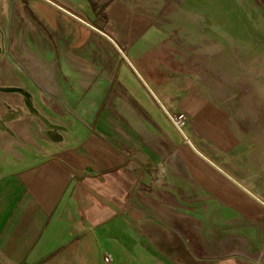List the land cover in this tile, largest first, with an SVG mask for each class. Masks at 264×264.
Masks as SVG:
<instances>
[{
    "label": "crops",
    "instance_id": "0c3cea01",
    "mask_svg": "<svg viewBox=\"0 0 264 264\" xmlns=\"http://www.w3.org/2000/svg\"><path fill=\"white\" fill-rule=\"evenodd\" d=\"M159 3L163 7V0H0V264H102L106 254L112 264H196L180 224L171 227L142 209L158 201L173 207L164 192L172 194L179 186L173 177L180 175L169 162L168 178H156L166 165V112L133 63L164 39L150 25ZM11 87L30 93V108L20 92L7 91ZM43 95L56 117L41 113L36 100ZM86 95L98 98L88 106ZM176 108L219 143L222 116L212 105L185 94ZM85 110L93 111L89 124L65 113ZM188 138L264 201L229 160L213 153L214 160L196 146L204 145L199 138ZM173 145L180 172L219 191L222 206H235L264 228V204L185 139ZM160 230L179 245L168 263L150 246ZM234 260L264 264V249L254 260Z\"/></svg>",
    "mask_w": 264,
    "mask_h": 264
},
{
    "label": "rangeland",
    "instance_id": "374dc122",
    "mask_svg": "<svg viewBox=\"0 0 264 264\" xmlns=\"http://www.w3.org/2000/svg\"><path fill=\"white\" fill-rule=\"evenodd\" d=\"M163 3V7L159 3L150 25L163 31L164 39L149 49L142 62L134 59V65L171 116L184 115L181 128L185 134L199 138L218 158L229 160V167L241 172L244 184L264 195V0ZM0 34L3 43L1 29ZM185 94L195 95L220 113L222 127L215 132L219 143L204 138L193 119L177 110L176 104ZM46 98L43 95L36 100L45 109L41 113L56 117V111H49L44 105ZM97 98L86 95L84 100L91 106ZM168 105L176 110H169ZM65 113L78 115L85 124L93 118L92 110ZM164 117L166 165L159 167L168 174L167 163L172 162L170 166L174 164L180 174L173 177L179 186L172 194L164 192L173 207L158 201L142 209L171 227L180 224L181 238L195 256L196 264H220L227 257L228 264L246 263L234 260L236 256L254 260L264 249V228L243 219V213L235 206H222L219 191L210 192L195 185L186 171L180 172L176 161L179 155L173 144L184 138L166 113ZM228 144L230 147L224 148ZM167 178L168 175L158 180ZM160 231L151 238L150 246L154 253L158 252L159 259L161 256L168 263L179 245H173L171 238L163 239Z\"/></svg>",
    "mask_w": 264,
    "mask_h": 264
},
{
    "label": "water",
    "instance_id": "95a60500",
    "mask_svg": "<svg viewBox=\"0 0 264 264\" xmlns=\"http://www.w3.org/2000/svg\"><path fill=\"white\" fill-rule=\"evenodd\" d=\"M150 89V87H148ZM7 91H17L20 92L25 98H26V105L29 106V108L31 107V95L29 92H27L26 90L22 89V88H16V87H11L8 88ZM150 91L152 92V94L154 95V97L157 99L159 105L161 106V108L166 112V114L171 118V120L174 122L173 117L171 116V114L169 113V111L166 109V107L162 104V102L158 99V97L156 96V94L150 89ZM176 125V123H174ZM177 126V125H176ZM178 130L181 132L182 136L184 137V139L186 141L189 142V144L192 146V148L194 149V151L200 155L201 157H203L206 161H208L213 167H215L217 170H219L222 174H224L226 177H228L230 180H232L233 182H235L236 184L239 185V187L243 188L245 191H247L251 196H253L256 200H258L259 202H261L262 204H264V201L260 200L258 197H256L252 192H250L248 189H246L243 185H241L238 181H236L232 176H230L228 173H226L221 167H219L216 163H214L212 160H210L208 157H206L202 152H200L195 146L194 144L191 142V140L188 138V136L185 134V132L182 130L181 127L177 126Z\"/></svg>",
    "mask_w": 264,
    "mask_h": 264
},
{
    "label": "built area",
    "instance_id": "2783aa9c",
    "mask_svg": "<svg viewBox=\"0 0 264 264\" xmlns=\"http://www.w3.org/2000/svg\"><path fill=\"white\" fill-rule=\"evenodd\" d=\"M172 117H173L174 123H176L177 126L181 127L184 124L183 114H179V115L172 116ZM166 176L167 174L164 171V169L162 167H159L156 171V177L159 180H162ZM102 264H112V257L109 254L104 255L102 259Z\"/></svg>",
    "mask_w": 264,
    "mask_h": 264
},
{
    "label": "trees",
    "instance_id": "16d2710c",
    "mask_svg": "<svg viewBox=\"0 0 264 264\" xmlns=\"http://www.w3.org/2000/svg\"><path fill=\"white\" fill-rule=\"evenodd\" d=\"M195 144H196V146L201 150V151H203V152H205L206 154H208V155H210L212 158H213V153L214 152H210V151H208L205 147H204V145H202L201 143H199V141H196V142H194ZM214 159V158H213ZM215 160V159H214Z\"/></svg>",
    "mask_w": 264,
    "mask_h": 264
},
{
    "label": "bare ground",
    "instance_id": "6f19581e",
    "mask_svg": "<svg viewBox=\"0 0 264 264\" xmlns=\"http://www.w3.org/2000/svg\"><path fill=\"white\" fill-rule=\"evenodd\" d=\"M168 121V120H167Z\"/></svg>",
    "mask_w": 264,
    "mask_h": 264
}]
</instances>
